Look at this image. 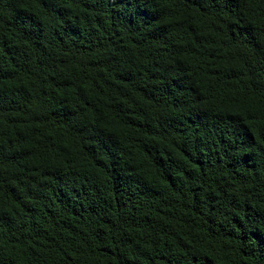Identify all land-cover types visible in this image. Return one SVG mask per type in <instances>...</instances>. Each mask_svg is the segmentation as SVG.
<instances>
[{
  "label": "trees",
  "instance_id": "trees-1",
  "mask_svg": "<svg viewBox=\"0 0 264 264\" xmlns=\"http://www.w3.org/2000/svg\"><path fill=\"white\" fill-rule=\"evenodd\" d=\"M0 264H264V0H0Z\"/></svg>",
  "mask_w": 264,
  "mask_h": 264
}]
</instances>
